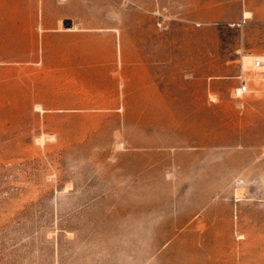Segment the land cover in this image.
I'll list each match as a JSON object with an SVG mask.
<instances>
[{
    "label": "rangeland",
    "instance_id": "374dc122",
    "mask_svg": "<svg viewBox=\"0 0 264 264\" xmlns=\"http://www.w3.org/2000/svg\"><path fill=\"white\" fill-rule=\"evenodd\" d=\"M245 53L264 0H0V264H264Z\"/></svg>",
    "mask_w": 264,
    "mask_h": 264
},
{
    "label": "bare ground",
    "instance_id": "6f19581e",
    "mask_svg": "<svg viewBox=\"0 0 264 264\" xmlns=\"http://www.w3.org/2000/svg\"><path fill=\"white\" fill-rule=\"evenodd\" d=\"M244 16H245V18H249L250 17V13L246 12ZM257 58L264 60V54H255V53H245V54H243L242 55V59H241L242 60V66H243L244 70L252 71L250 76H252V78L256 82V84L259 82V83H262V85H263L264 74L261 73L262 71H261L260 68H257L254 65L255 64V60ZM262 88H264V85H263ZM239 90H241V89H238V93H239Z\"/></svg>",
    "mask_w": 264,
    "mask_h": 264
},
{
    "label": "built area",
    "instance_id": "2783aa9c",
    "mask_svg": "<svg viewBox=\"0 0 264 264\" xmlns=\"http://www.w3.org/2000/svg\"><path fill=\"white\" fill-rule=\"evenodd\" d=\"M255 67H257V68H260L261 69V73L262 74H264V60H262V59H259V58H257L256 60H255ZM238 78H239V80H240V89H241V92L243 93V92H246V91H248V87H249V85H248V83H247V80H246V78L241 74V75H239L238 76Z\"/></svg>",
    "mask_w": 264,
    "mask_h": 264
}]
</instances>
